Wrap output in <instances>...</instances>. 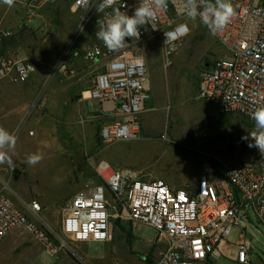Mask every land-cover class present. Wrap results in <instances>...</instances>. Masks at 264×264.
Here are the masks:
<instances>
[{
  "label": "built area",
  "instance_id": "1",
  "mask_svg": "<svg viewBox=\"0 0 264 264\" xmlns=\"http://www.w3.org/2000/svg\"><path fill=\"white\" fill-rule=\"evenodd\" d=\"M15 1L29 18L45 7L69 6L79 18L78 29L54 75L69 78L76 74L69 59L87 64L104 61L92 86L81 91L80 101H95L102 106L92 116L99 123L102 144L140 139L141 116L152 101V93L147 61L138 48L148 40H158L165 48L167 65L172 64L174 47L190 33L184 0H168L167 10L157 13L147 28L140 29V39L126 38L128 45L118 51H108L97 42H90L83 50L77 47L86 29L102 18L96 9L102 0ZM231 2L236 14L223 30L213 32L197 18L223 53L202 71L199 95L220 114L243 117L249 124L247 135L254 127L250 110L264 104V0ZM138 3L115 0L105 8V16L114 8L131 15ZM11 36V29L0 27V81L25 84L35 74V65L17 50L1 47L2 41ZM249 142L243 140L242 144L246 158L224 167L222 175L207 173L183 186L148 179L131 167L114 168L108 161H99L68 202L61 221L62 236L76 244L106 245L113 239L116 221H129L155 231L163 248L154 264H219L215 256L221 255L220 246L230 244L233 229H237L235 261L252 264L247 235L252 227H264V154L249 148ZM41 212L39 200L33 199L21 208L0 190V243L13 232L24 230L55 260L63 254L78 255L42 220Z\"/></svg>",
  "mask_w": 264,
  "mask_h": 264
},
{
  "label": "rangeland",
  "instance_id": "2",
  "mask_svg": "<svg viewBox=\"0 0 264 264\" xmlns=\"http://www.w3.org/2000/svg\"><path fill=\"white\" fill-rule=\"evenodd\" d=\"M0 18L12 31L1 47L17 50L36 69L28 83L0 81V126L16 137L15 147L8 150L12 164H0V190L21 208L39 200L42 220L61 236V221L77 191L76 184L90 177L99 161L183 186L214 172V167L223 170L246 158L242 137L248 130L247 121L240 116L223 119L199 95L202 71L223 53L197 19H187L190 33L174 47L170 65L160 41L148 40L138 48L147 61L152 93V101L141 116V138L104 145L98 137L99 123L90 117L101 106L95 101L79 103V84L93 80V73L104 61L87 64L69 59L76 74L69 78L54 75L78 29V16L68 5H58L45 7L29 18L15 1L12 7L0 3ZM97 27L96 23L86 29L78 49L90 42L102 43L95 35ZM80 115L89 117H84V124ZM32 154L42 156L35 165L27 160ZM250 229L247 241L252 245V264H264V227ZM62 238L77 252L74 257L79 264H154L163 248L153 229L129 221L114 227L113 239L106 245L76 244ZM237 239L238 230L233 229L231 243L221 245V255L215 256L219 264H239L235 261ZM41 261L54 263L55 259L24 230L13 232L0 243V264Z\"/></svg>",
  "mask_w": 264,
  "mask_h": 264
},
{
  "label": "clouds",
  "instance_id": "3",
  "mask_svg": "<svg viewBox=\"0 0 264 264\" xmlns=\"http://www.w3.org/2000/svg\"><path fill=\"white\" fill-rule=\"evenodd\" d=\"M9 7L14 6L15 0H0ZM115 0H102L96 6L97 12L102 14V18L97 20L96 38L102 41L108 51H118L126 45V38L139 40L140 29L157 15L165 12L168 7V0H139L138 6L132 15L114 8L111 13L105 16L106 7H111ZM184 12L188 18L195 21L197 18L206 25L209 30L215 32L223 30L236 14L231 0H184ZM81 30H83L81 25ZM89 56L92 53L88 54ZM250 118L254 121L251 132L242 137L243 140L250 141L249 148H256L264 154V104L252 108L249 112ZM16 144V137L0 126V164L7 162L12 164L8 150L13 149ZM42 159L38 154L29 155L27 160L31 165H35Z\"/></svg>",
  "mask_w": 264,
  "mask_h": 264
},
{
  "label": "crops",
  "instance_id": "4",
  "mask_svg": "<svg viewBox=\"0 0 264 264\" xmlns=\"http://www.w3.org/2000/svg\"><path fill=\"white\" fill-rule=\"evenodd\" d=\"M0 27L3 28V29H10L9 27L3 25V19H2V18H0ZM79 61H80V60H79ZM103 65H104V64H103ZM103 65H102L100 68H96L97 71H95V72L93 73L94 76H95L96 73H98L99 71L102 70ZM93 81H94V79L91 80V81L86 82V83H91L90 86H89L88 88H90V87L92 86ZM86 83H84L83 85H82V84H79V96H80L81 91L84 90L83 87L86 85ZM80 102H83V101H80V97H79V103H80ZM84 102H87V101H84ZM101 108H102V106H101ZM103 108H104V107H103ZM96 113H97V112H96ZM94 114H95V113H94ZM92 116H93V114L90 115V117H92ZM84 117L87 118L88 116H83V115H80V116H79V118H81V124H84V123H85V122H84ZM88 118H89V117H88ZM98 128H99V126H98ZM116 167H117V166H116ZM118 167H120V166H118ZM195 182H196V181H195ZM80 184H81V183H79V185L76 184V188H77L76 190L79 189ZM69 257H70V256H69ZM69 257H68V256H62L61 258L55 260L54 263H51V262H42V261H41L40 264H76V263H75L71 258H69Z\"/></svg>",
  "mask_w": 264,
  "mask_h": 264
},
{
  "label": "trees",
  "instance_id": "5",
  "mask_svg": "<svg viewBox=\"0 0 264 264\" xmlns=\"http://www.w3.org/2000/svg\"><path fill=\"white\" fill-rule=\"evenodd\" d=\"M208 64V63H207ZM220 116L223 118V119H227V115H223V114H220ZM248 125V128H249V124L247 123ZM246 135V134H245ZM244 135V136H245ZM100 141V140H99ZM243 148V147H242ZM244 149V148H243ZM244 153L246 154V150L244 149ZM222 169H220L219 167H214V175L218 176V175H222ZM120 223V221H116L115 226H118ZM124 229V228H123ZM70 258L76 263V264H79V261L73 256V255H69Z\"/></svg>",
  "mask_w": 264,
  "mask_h": 264
}]
</instances>
